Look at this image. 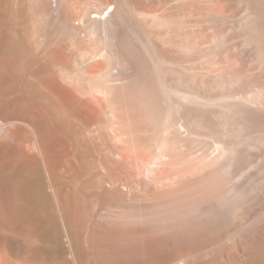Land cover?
<instances>
[{
    "label": "bare ground",
    "instance_id": "1",
    "mask_svg": "<svg viewBox=\"0 0 264 264\" xmlns=\"http://www.w3.org/2000/svg\"><path fill=\"white\" fill-rule=\"evenodd\" d=\"M0 264H264V0H0Z\"/></svg>",
    "mask_w": 264,
    "mask_h": 264
}]
</instances>
